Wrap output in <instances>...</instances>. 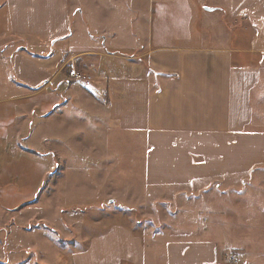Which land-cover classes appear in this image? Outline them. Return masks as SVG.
Listing matches in <instances>:
<instances>
[{
	"label": "crops",
	"instance_id": "crops-1",
	"mask_svg": "<svg viewBox=\"0 0 264 264\" xmlns=\"http://www.w3.org/2000/svg\"><path fill=\"white\" fill-rule=\"evenodd\" d=\"M110 130L142 144L116 180ZM14 149L35 187L69 154L83 192L87 160L70 264H264V0H0L5 186Z\"/></svg>",
	"mask_w": 264,
	"mask_h": 264
},
{
	"label": "rangeland",
	"instance_id": "rangeland-1",
	"mask_svg": "<svg viewBox=\"0 0 264 264\" xmlns=\"http://www.w3.org/2000/svg\"><path fill=\"white\" fill-rule=\"evenodd\" d=\"M210 9L214 10V8ZM57 64H59V56L56 52L52 65ZM60 90L57 93L62 96L64 92ZM88 126L89 130L79 134L77 139L82 147H85L84 145L89 147L90 143L100 137L99 134L98 137L97 134L90 137L89 134L96 130L93 124H88ZM101 145L110 149L109 173L111 179L115 177V180L120 172L111 166L113 157H118L119 161L114 160L116 165L124 162L131 165L133 164L134 147L136 146V150L142 147V144H134L133 139L126 138V141H122L121 137L112 130H110L108 140L106 138L102 140ZM6 151L7 156L3 155L6 157L4 161L10 163L8 168L13 169L14 172L7 186L0 184V264H70V248L64 249L63 247L72 245L67 243L74 241L76 233L82 234L88 231L86 213L90 204L86 202L87 189L84 185L87 181L91 182L93 173L91 174L86 169L85 156L83 163L78 165L85 166L82 167L84 169L83 182L78 186L83 192L76 193L73 178L79 174V171L72 173L70 169H67L64 177L58 183L55 182L61 177V165H75L78 163V157L75 160L76 157L67 154L63 155L62 159L61 155V161H59L58 157L52 154L53 165L46 173L43 184L35 187L23 181L32 177L31 171L35 172L34 167L40 165L43 168L44 162L48 160L34 159L32 156L27 160L16 149ZM29 152L39 156L38 152ZM135 158L136 162H139L140 156L137 155ZM21 168L24 169L23 172ZM28 171L29 177L27 176ZM139 213L135 212L137 218H139ZM136 216H134L135 219Z\"/></svg>",
	"mask_w": 264,
	"mask_h": 264
},
{
	"label": "built area",
	"instance_id": "built-area-1",
	"mask_svg": "<svg viewBox=\"0 0 264 264\" xmlns=\"http://www.w3.org/2000/svg\"><path fill=\"white\" fill-rule=\"evenodd\" d=\"M66 68L69 70L70 79L83 83L85 86H90L91 77L81 71L74 59H70L65 63Z\"/></svg>",
	"mask_w": 264,
	"mask_h": 264
},
{
	"label": "trees",
	"instance_id": "trees-1",
	"mask_svg": "<svg viewBox=\"0 0 264 264\" xmlns=\"http://www.w3.org/2000/svg\"><path fill=\"white\" fill-rule=\"evenodd\" d=\"M57 168H58V167H57ZM57 168H56V169H57ZM58 176H59V175H58ZM34 200H35V199H33V201H34ZM62 241H65V240H62ZM68 241H69V240H68ZM60 242H61V241H60ZM73 242H74V241L71 240V241L68 242L67 244H71V243H73Z\"/></svg>",
	"mask_w": 264,
	"mask_h": 264
}]
</instances>
